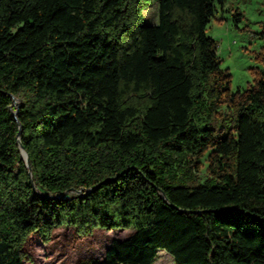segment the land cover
Segmentation results:
<instances>
[{"label": "trees", "instance_id": "obj_1", "mask_svg": "<svg viewBox=\"0 0 264 264\" xmlns=\"http://www.w3.org/2000/svg\"><path fill=\"white\" fill-rule=\"evenodd\" d=\"M149 1L0 0V264L60 224L133 227L87 264H264V67L232 89L214 0Z\"/></svg>", "mask_w": 264, "mask_h": 264}, {"label": "rangeland", "instance_id": "obj_2", "mask_svg": "<svg viewBox=\"0 0 264 264\" xmlns=\"http://www.w3.org/2000/svg\"><path fill=\"white\" fill-rule=\"evenodd\" d=\"M214 3L206 32L216 39L221 66L231 72V88H244L264 67L260 58L264 48V0H224L222 6L217 0ZM235 10L242 13L239 20L235 19ZM142 12L145 22H156L157 0H150ZM202 163L197 170L199 180L207 175V160L202 159ZM132 228L96 226L87 233H79L73 225L60 224L53 227L47 240L37 231L30 232L22 245L25 264H87L103 255L112 238H122ZM153 264L175 262L169 252L160 248Z\"/></svg>", "mask_w": 264, "mask_h": 264}, {"label": "water", "instance_id": "obj_3", "mask_svg": "<svg viewBox=\"0 0 264 264\" xmlns=\"http://www.w3.org/2000/svg\"><path fill=\"white\" fill-rule=\"evenodd\" d=\"M14 103H16V106H17V103H18V102H17L16 100H15ZM12 112L15 114V112H16V108H15L14 110H12ZM20 129H21V124L19 123V130H18L17 134H19ZM17 138H18V140H19V136H18V135H17ZM19 147H20L21 155H22V157H23L25 163L28 164V153L26 152L24 146L21 144L20 141H19Z\"/></svg>", "mask_w": 264, "mask_h": 264}, {"label": "crops", "instance_id": "obj_4", "mask_svg": "<svg viewBox=\"0 0 264 264\" xmlns=\"http://www.w3.org/2000/svg\"><path fill=\"white\" fill-rule=\"evenodd\" d=\"M156 260V258L154 259V261ZM154 261L152 262V264L154 263Z\"/></svg>", "mask_w": 264, "mask_h": 264}, {"label": "bare ground", "instance_id": "obj_5", "mask_svg": "<svg viewBox=\"0 0 264 264\" xmlns=\"http://www.w3.org/2000/svg\"><path fill=\"white\" fill-rule=\"evenodd\" d=\"M13 107V106H12Z\"/></svg>", "mask_w": 264, "mask_h": 264}]
</instances>
